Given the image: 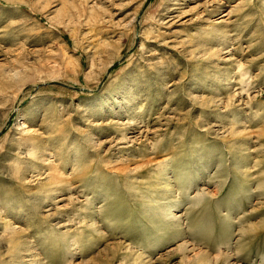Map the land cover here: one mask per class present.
Listing matches in <instances>:
<instances>
[{
  "label": "rangeland",
  "instance_id": "374dc122",
  "mask_svg": "<svg viewBox=\"0 0 264 264\" xmlns=\"http://www.w3.org/2000/svg\"><path fill=\"white\" fill-rule=\"evenodd\" d=\"M0 264H264V0H0Z\"/></svg>",
  "mask_w": 264,
  "mask_h": 264
},
{
  "label": "bare ground",
  "instance_id": "6f19581e",
  "mask_svg": "<svg viewBox=\"0 0 264 264\" xmlns=\"http://www.w3.org/2000/svg\"><path fill=\"white\" fill-rule=\"evenodd\" d=\"M175 8V7H174ZM171 9V8H170ZM162 15V14H161ZM160 16V15H159ZM150 23V22H149ZM147 25V24H146ZM161 26V25H160ZM244 74V72H241V75H243ZM242 92H243V90L242 89H234V92H233V96L235 97V98H237L238 97V95H239V97L237 98V100H238V102H240V100H241V95H242ZM17 129H19L20 131H21V133H28L29 132V130L27 129V126L25 125V123H21L20 124V126H17ZM18 134V133H17ZM128 135V134H127ZM128 137H131V136H127V138ZM16 226L17 225H14V224H12L11 225V227L12 228H16ZM10 227V226H9ZM10 227V228H11ZM11 228V229H12ZM125 249H128L127 247L125 248ZM129 250V249H128ZM128 252V251H127ZM130 252H134V250H130ZM140 257V256H139Z\"/></svg>",
  "mask_w": 264,
  "mask_h": 264
}]
</instances>
